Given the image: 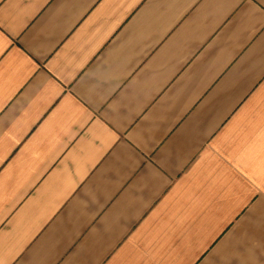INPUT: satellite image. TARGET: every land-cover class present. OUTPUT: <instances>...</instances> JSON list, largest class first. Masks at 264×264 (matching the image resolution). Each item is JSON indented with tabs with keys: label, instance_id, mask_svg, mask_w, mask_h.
I'll use <instances>...</instances> for the list:
<instances>
[{
	"label": "crops",
	"instance_id": "1",
	"mask_svg": "<svg viewBox=\"0 0 264 264\" xmlns=\"http://www.w3.org/2000/svg\"><path fill=\"white\" fill-rule=\"evenodd\" d=\"M0 264H264V0H0Z\"/></svg>",
	"mask_w": 264,
	"mask_h": 264
}]
</instances>
